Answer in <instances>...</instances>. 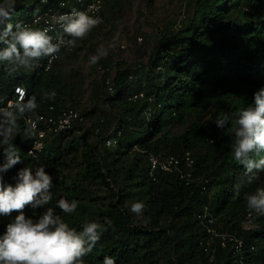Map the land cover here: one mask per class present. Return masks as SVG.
Wrapping results in <instances>:
<instances>
[{
    "label": "trees",
    "instance_id": "obj_1",
    "mask_svg": "<svg viewBox=\"0 0 264 264\" xmlns=\"http://www.w3.org/2000/svg\"><path fill=\"white\" fill-rule=\"evenodd\" d=\"M170 1L176 10L162 18L159 31L146 34L144 56L131 62L107 54L94 65L101 70L88 84L76 82L79 72L74 75V62L80 51L87 59L96 54V29L102 30L104 23L77 40L75 47L63 50L49 70L42 58L31 73L21 69L9 75L6 63L0 62L4 106L17 98L18 86L29 97L35 96L39 105L20 121L14 144L22 162L3 174L4 183L14 185L22 167H45L53 177L52 200L45 209L53 207L78 230L88 221L112 220L83 258L84 264H103L105 256L115 264H208L211 254L218 264H264V216H256L254 226L244 228L249 213L245 193L264 187V172L236 196L234 185L244 178L245 169L231 152V126L219 128L215 123L224 114L234 119L264 87V0ZM55 2L16 0L12 23L41 29L34 17ZM125 4L126 0H105L103 22L114 26ZM107 34L103 32L101 38ZM64 55L72 60L70 71L61 65ZM108 67L114 72H108ZM86 84L93 105L81 109L84 92L80 91L87 89ZM45 90H55V99L43 100ZM138 92L143 95L134 98ZM71 107L80 110L83 120L51 134L36 155L29 153L35 137L29 138L27 118L39 113L56 115ZM109 137L117 143L108 146ZM186 154L195 161L191 177L184 176V164L183 172L156 169L151 174L150 155ZM68 160L78 166L73 176L63 170ZM91 184L103 185L105 193H88L86 186ZM141 193L148 195L147 223H141L128 204L129 198ZM61 197L79 202L74 213L65 214L56 207ZM42 212L43 208L24 209L27 217L36 218ZM16 215L2 216L6 221L0 226L1 235ZM208 226L233 233L243 241L241 249L231 240L223 244Z\"/></svg>",
    "mask_w": 264,
    "mask_h": 264
},
{
    "label": "clouds",
    "instance_id": "obj_2",
    "mask_svg": "<svg viewBox=\"0 0 264 264\" xmlns=\"http://www.w3.org/2000/svg\"><path fill=\"white\" fill-rule=\"evenodd\" d=\"M15 9L16 0H0V62L6 63L9 75L33 68L35 62L42 58L56 57L62 46L75 47L77 40L84 39L103 23L100 16L75 8L68 13L53 15L51 24L62 30L54 42L53 36L49 35L54 27L40 29L19 21L15 24L10 22ZM65 35L70 38L65 39ZM106 55L107 50L100 46L96 54L89 57V65L97 64ZM16 92L17 98L6 106L0 98V149L5 158V162L0 163V216L18 213L0 235V264H84L83 258L100 241L102 233L112 226V220L106 219L103 224L88 221L78 230L70 226L53 207L45 209L44 206L52 200L50 190L53 184V177L45 171V167L35 170L22 167L14 177V185L4 183L3 174L22 162L14 144L20 121L34 114L39 107L36 97H29L20 86L16 87ZM56 95L55 90H45L41 98L54 100ZM215 123L219 128L231 126V152L245 169L244 178L234 185V194L239 196L243 187L259 180V174L264 172V87L254 93L253 104L241 108L234 119L224 114L218 116ZM26 130L30 139L36 136L31 125H27ZM39 148L34 144L33 150ZM245 200L249 212L264 216V187L245 193ZM28 206L43 208V212L36 218L27 217L24 209ZM78 206L77 200L63 197L56 203V207L65 214L74 213ZM145 207L144 201H136L131 204L130 210L139 216ZM103 264H115V260L105 256Z\"/></svg>",
    "mask_w": 264,
    "mask_h": 264
},
{
    "label": "rangeland",
    "instance_id": "obj_3",
    "mask_svg": "<svg viewBox=\"0 0 264 264\" xmlns=\"http://www.w3.org/2000/svg\"><path fill=\"white\" fill-rule=\"evenodd\" d=\"M128 2L129 0H126L125 7L120 13V18L115 21L114 26L106 20L103 22L104 25L102 30L96 29L95 35L99 40V47L103 46L107 50L108 55H113L112 57L124 56L129 61L134 62L137 59L143 57L147 51L149 36H146V34L149 35L154 31H159L162 27V18L166 17L167 15L169 16L173 11H175L176 6H174L170 0H131L130 3ZM105 31L108 32L107 36L101 38L103 36V32ZM110 45L115 46L110 47ZM62 57L64 59V61L61 62L63 70L70 71V68H72V60L70 61L71 58L65 55ZM77 57L78 58L74 62L75 70L73 73L75 75L76 71L79 72L77 75V81L76 79L75 81L82 86L83 82L88 84V82L92 79V76L94 74L97 75L101 69L95 68L94 65H89V59H87L85 54H81V51ZM33 69L34 68L29 69L28 73H31ZM107 71L114 72L113 68L111 67H108ZM81 73L82 76H80ZM87 84L85 86L87 88L86 90L81 89V87L77 85L81 89L80 92H84L82 96L83 104L82 106H79L81 109L93 105V102L90 99V88ZM100 106L101 108L105 107L103 102L100 103ZM88 122H90V120H88ZM87 126L88 127L86 128V131L89 130L90 124ZM95 137L96 134L93 136V138ZM63 170L65 173L73 176L76 174L78 166L68 160V164ZM104 188L105 187L101 184H91L86 186V190L90 194H103L105 193ZM147 197V194L141 193L134 198H129L128 204L131 206V204L136 201H144L146 205ZM147 210L148 208L146 206L144 212L141 215L137 216L134 213V216L138 218L141 223H147L149 220V210ZM5 221L6 218L3 219V217L0 216V226Z\"/></svg>",
    "mask_w": 264,
    "mask_h": 264
},
{
    "label": "built area",
    "instance_id": "obj_4",
    "mask_svg": "<svg viewBox=\"0 0 264 264\" xmlns=\"http://www.w3.org/2000/svg\"><path fill=\"white\" fill-rule=\"evenodd\" d=\"M50 0H43V2L49 3ZM105 0H56V5H50L47 7L46 11L36 15L33 19L35 23L41 22V29H51L54 27V31H49V35L53 36L54 42L55 38L58 34H62V30L59 26H53L51 24V17L53 15H59L63 13H68L72 9L82 10L88 12L90 15H98L101 17L102 10L104 7ZM53 4V3H52ZM99 9V11H95V9ZM65 35V39H69ZM124 46V45H122ZM71 46H62L60 52L54 58L45 57V69L49 70L53 66L54 62L60 57V54L63 50L70 48ZM109 83V90L111 92L114 91V86L110 82V79H107ZM18 88V87H17ZM22 88V87H20ZM24 89V88H22ZM139 95H143L142 92H138L133 94V97L136 98ZM15 99H11L9 101H14ZM8 101V102H9ZM7 102V103H8ZM52 110L54 106L50 107ZM83 120V116L80 113V110L76 108H62L59 112L55 114H48V113H39L35 117H28L27 123L35 128L36 136L33 140L32 146L30 147L29 151L34 149V144L39 145L40 148L38 150H33L31 153L36 154L37 152L44 149L46 145V140L50 134L58 133L67 129L72 128L76 121ZM117 143L116 138L109 137L106 140V144L108 146L114 145ZM30 153V152H29ZM151 163V174L153 175L154 170L161 169L163 171H182L181 168L182 164L186 166V170L184 171V176L191 177L194 171V158L190 154H186L185 156H176V155H165V156H156L150 155L149 157ZM208 214L204 213V216ZM257 215L254 212H249L247 215V219L244 224L245 229H249L254 226L253 219ZM209 221H213V218H209ZM208 231H213L215 235L221 238L223 244L227 242V240H231L235 242V247L237 249H241L243 245V241L235 236L233 233L229 232H217L211 226H208ZM208 264H218L215 262L214 255L211 254L209 258Z\"/></svg>",
    "mask_w": 264,
    "mask_h": 264
}]
</instances>
